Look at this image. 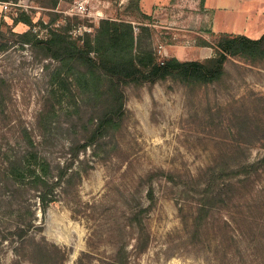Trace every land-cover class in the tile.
<instances>
[{
	"label": "rangeland",
	"instance_id": "rangeland-1",
	"mask_svg": "<svg viewBox=\"0 0 264 264\" xmlns=\"http://www.w3.org/2000/svg\"><path fill=\"white\" fill-rule=\"evenodd\" d=\"M54 1L0 0V149L9 156L23 152L24 143L14 137L22 128L38 133L36 120L43 99L55 88L48 72L57 64L14 42L12 34L30 29L37 38H45L49 30L64 28L77 37L93 33L101 20L125 21L142 36L143 46L154 53L157 62L172 57L201 61L210 52L213 56L210 46L219 38L212 34L199 8L190 7V0H139V9L149 20L138 12L136 0H58L55 6ZM21 17L29 24L18 21ZM252 23L257 25V21ZM243 27L239 19L235 29L242 31ZM125 93V121L115 135L114 153L105 158L101 153L94 155L90 148L80 156L84 162L73 165L80 178L70 191L58 190L57 200L44 217L33 206L36 228L30 235L65 250L64 264H76L82 252L90 255L88 264H100L113 257L122 242L129 244L128 264H264V171L258 173L255 184L243 186L239 214L230 204L219 215L212 210L209 220H237L231 229L222 228L232 238L230 243H220L209 230L203 243L190 245L180 208L189 216L195 205L182 195L180 185L163 178L153 182L155 201L144 220L150 242L143 253H134L132 233L125 226L135 204H148L147 189L139 182L149 172L162 170L175 179L188 180L215 160L234 165L252 162L262 154L255 130L264 129V60L247 65L241 59H228L225 74L212 85L185 88L168 80L153 86H130ZM70 101L66 97L56 108ZM65 119L64 112L59 113L52 137L39 145L40 154L53 163L63 160L60 148L67 143ZM36 140L40 138L36 136ZM31 194L27 196L31 198ZM13 222L14 216L6 214L0 225L11 227ZM250 222L260 229L259 234L251 230ZM15 261L12 244L3 242L0 264Z\"/></svg>",
	"mask_w": 264,
	"mask_h": 264
},
{
	"label": "trees",
	"instance_id": "trees-1",
	"mask_svg": "<svg viewBox=\"0 0 264 264\" xmlns=\"http://www.w3.org/2000/svg\"><path fill=\"white\" fill-rule=\"evenodd\" d=\"M135 4L141 16L149 20L150 16L139 9V0ZM18 21L29 24L27 18L21 17ZM141 29L147 31V28ZM68 31L64 28L49 30L45 38H37L30 29L11 35L16 38L14 42L39 51L42 59L57 63L48 72L51 75L49 82L55 88H51L43 99L36 120L38 133L35 135L22 128L14 136L24 143L21 154L9 156L0 149L3 159L0 164V206L3 209L0 220L6 218V214L14 216L11 227L0 225V245L6 241L12 244L16 255L14 264H64L65 250L30 235L31 229L36 228L33 206L37 205L44 217L49 205L57 200L58 190L65 194L70 191L74 181L80 178V171L73 165L84 162L80 156L88 149L92 148L94 155L101 153L105 158L114 153L117 148L115 135L125 121L126 88L153 86L168 80L185 88L212 85L225 74L228 59H241L247 65L264 60V33L256 39L221 33L216 44L210 46L214 54L209 58L180 61L172 57L157 62L154 53L143 46L142 36L134 33L129 22L101 20L93 33L84 32L77 37H72ZM0 37H3L1 33ZM66 97L71 101L58 110L56 105L63 103ZM62 112L66 116L67 143L60 148L63 160L53 163L40 154L39 145L52 137V128ZM8 120L10 117L6 116ZM255 131L262 154L252 162L229 165L215 160L188 180L175 179L171 172L162 170L151 171L140 180L139 186L147 189L148 204H135L125 218V226L131 230L135 242L134 253L139 255L148 248L150 236L144 220L155 201L153 182L160 178L174 186L180 185L182 195L195 205L189 216L180 208L182 227L190 245L203 243L209 230H213L220 243L232 241L222 228L231 229L237 220L232 218L230 223L220 221V218L219 221L209 220V217L212 210L219 215V210H224L228 204L238 213L236 210L244 201L243 186L255 184L258 173L264 171V129ZM232 152L235 153L234 148ZM29 193H32L31 198L27 196ZM33 198L35 201L31 202ZM247 221L256 223V220ZM253 222H250L251 230L259 234L260 229L254 228ZM128 245L127 242L119 243L114 256L101 260L100 264H128ZM89 257L88 253L82 252L76 264H88Z\"/></svg>",
	"mask_w": 264,
	"mask_h": 264
},
{
	"label": "crops",
	"instance_id": "crops-1",
	"mask_svg": "<svg viewBox=\"0 0 264 264\" xmlns=\"http://www.w3.org/2000/svg\"><path fill=\"white\" fill-rule=\"evenodd\" d=\"M150 1L154 3L158 0ZM189 4L190 7L199 8V13L204 15L202 18H206L205 22L209 23L212 34L217 36L221 33H227L256 39L264 33V0H190ZM162 5L166 7L168 2ZM239 19L244 25L242 31L235 29ZM249 21L251 25L248 24ZM255 21H257V25L252 23ZM225 24L230 25V27H226ZM210 53L204 57H211L212 54Z\"/></svg>",
	"mask_w": 264,
	"mask_h": 264
}]
</instances>
